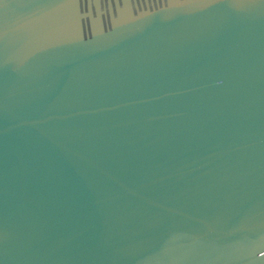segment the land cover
<instances>
[{
  "label": "water",
  "instance_id": "water-1",
  "mask_svg": "<svg viewBox=\"0 0 264 264\" xmlns=\"http://www.w3.org/2000/svg\"><path fill=\"white\" fill-rule=\"evenodd\" d=\"M0 264H264V0H0Z\"/></svg>",
  "mask_w": 264,
  "mask_h": 264
}]
</instances>
